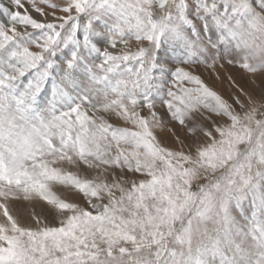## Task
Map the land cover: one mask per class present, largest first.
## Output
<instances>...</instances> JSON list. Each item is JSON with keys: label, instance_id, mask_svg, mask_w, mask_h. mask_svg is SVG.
Returning <instances> with one entry per match:
<instances>
[{"label": "snow or ice", "instance_id": "snow-or-ice-1", "mask_svg": "<svg viewBox=\"0 0 264 264\" xmlns=\"http://www.w3.org/2000/svg\"><path fill=\"white\" fill-rule=\"evenodd\" d=\"M0 214L2 264H264V0H0Z\"/></svg>", "mask_w": 264, "mask_h": 264}, {"label": "rangeland", "instance_id": "rangeland-1", "mask_svg": "<svg viewBox=\"0 0 264 264\" xmlns=\"http://www.w3.org/2000/svg\"><path fill=\"white\" fill-rule=\"evenodd\" d=\"M221 63H223V61H221ZM201 68L204 70L203 66H200L199 71ZM204 71L206 72V70H204ZM213 79H214V77H213ZM216 86H217V90L221 91L222 94H224L227 97L226 86H221L219 82H216ZM162 110L163 109H161V111ZM112 123L116 124V123H120V122L113 119ZM42 159L44 161L48 162L49 167L53 166L52 157H44ZM54 166L57 168L64 169L65 172L72 171L75 173L77 171L75 168H69V166L67 164L56 163ZM80 172L82 174L88 176V177H92L94 174V170L87 169L83 165H81V167H80ZM108 178L110 180L112 177L109 176ZM46 190L49 192L54 191L55 193L59 194V196L65 198V199L74 198V194H73V191L71 188L61 187L58 185V183H56L54 181H46ZM117 195H118V193H117ZM43 207H44L43 204L39 200H33L31 202L21 201L20 203L14 205V206H11L10 210L13 212V215L16 217V220L20 225L24 226L25 228L31 227V228L35 229L36 224H34L33 220H32L33 208L35 209L36 215H41V210ZM6 223L7 222L4 221L3 215L0 214V225L6 226ZM56 234H57V236H56ZM55 236L58 238L56 239ZM60 239H61V237L58 233H50V234H48V236L46 235V236H39L38 237V241L41 245V248L45 252H47L50 249H54L57 246V244L59 243L58 240L60 241ZM56 255L59 256L60 253L57 252ZM0 264H2V261H0Z\"/></svg>", "mask_w": 264, "mask_h": 264}, {"label": "bare ground", "instance_id": "bare-ground-1", "mask_svg": "<svg viewBox=\"0 0 264 264\" xmlns=\"http://www.w3.org/2000/svg\"><path fill=\"white\" fill-rule=\"evenodd\" d=\"M205 70V69H204ZM202 68L200 69V74L203 76V78H205L206 80H208V81H211V80H213V77L214 76H211L210 75V73L209 72H205ZM48 236V235H47ZM56 236H57V234H56ZM55 236V237H56ZM58 237H56V239H57ZM51 239V238H50ZM58 242H59V240H58Z\"/></svg>", "mask_w": 264, "mask_h": 264}]
</instances>
